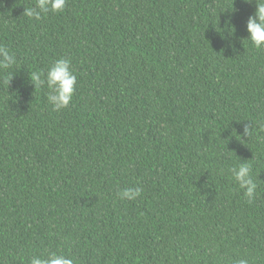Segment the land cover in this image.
I'll list each match as a JSON object with an SVG mask.
<instances>
[{
    "label": "trees",
    "instance_id": "trees-1",
    "mask_svg": "<svg viewBox=\"0 0 264 264\" xmlns=\"http://www.w3.org/2000/svg\"><path fill=\"white\" fill-rule=\"evenodd\" d=\"M34 3L0 0V44L17 56L0 73V264H264L255 0H67L38 21L23 16ZM61 57L78 83L56 112L30 73ZM241 162L252 204L228 171ZM129 187L142 195L121 201Z\"/></svg>",
    "mask_w": 264,
    "mask_h": 264
},
{
    "label": "clouds",
    "instance_id": "clouds-1",
    "mask_svg": "<svg viewBox=\"0 0 264 264\" xmlns=\"http://www.w3.org/2000/svg\"><path fill=\"white\" fill-rule=\"evenodd\" d=\"M251 4L253 0H244ZM256 11L247 21L248 40L256 50H264V0H255ZM67 7V0H35L32 7L24 8L23 16L33 20H40L48 13L59 14ZM17 63V56L10 49L0 44V73L12 68ZM12 80V79H11ZM30 80L35 88L46 86L48 89L47 100L53 110L60 112L69 107L77 90L78 78L72 67L69 58L61 57L54 60L47 68V71H34L30 73ZM5 83H9L7 77ZM254 130V125L245 124L243 136L249 138ZM257 134L264 133V122L255 126ZM231 179L243 191L244 197L249 204L254 203L258 198V183L253 178L252 166L250 163L241 162L228 169ZM121 201H135L142 195L140 187L123 188L118 193ZM28 264H76L75 258L65 255L63 252H49L45 256L33 255ZM233 264H250L247 258H239Z\"/></svg>",
    "mask_w": 264,
    "mask_h": 264
}]
</instances>
